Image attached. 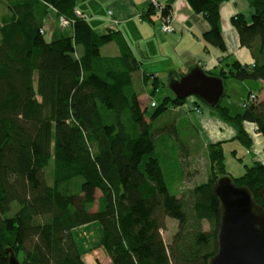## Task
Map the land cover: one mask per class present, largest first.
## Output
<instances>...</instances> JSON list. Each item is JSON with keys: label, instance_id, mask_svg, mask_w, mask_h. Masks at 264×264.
Returning <instances> with one entry per match:
<instances>
[{"label": "trees", "instance_id": "16d2710c", "mask_svg": "<svg viewBox=\"0 0 264 264\" xmlns=\"http://www.w3.org/2000/svg\"><path fill=\"white\" fill-rule=\"evenodd\" d=\"M228 1L187 0L209 22L203 39L225 54L224 61L233 56L221 24ZM248 1L251 16L239 14L232 23L253 61L235 60L227 63L228 71L211 72L225 87L229 79L264 83V0ZM0 3V264H9V250L22 264H85L76 233L93 224L102 228L101 247L110 264H208L218 251L221 220L214 187L229 175L225 141L208 146V181L179 197L180 164L190 147L180 136L174 142L180 147L168 145L179 157H172L178 172L169 180L157 152L165 135L151 130L156 118L187 98L173 94L151 114L142 111L134 88L139 69L129 45L114 30L97 33L90 14L76 19L74 35L49 41L47 21L52 15L74 20L78 0ZM158 10L162 24L174 21L168 6ZM110 42L121 48L119 58L102 55ZM222 100L214 108L202 99L197 104L218 113L247 147L250 124L264 135V99L240 114H231ZM245 171L230 176L233 183L250 189L264 206V166L256 161ZM167 218L179 225L169 246L161 232Z\"/></svg>", "mask_w": 264, "mask_h": 264}, {"label": "rangeland", "instance_id": "374dc122", "mask_svg": "<svg viewBox=\"0 0 264 264\" xmlns=\"http://www.w3.org/2000/svg\"><path fill=\"white\" fill-rule=\"evenodd\" d=\"M100 1L102 2V6L105 7H103L104 8L103 12L97 13V9H101ZM114 1L116 0H84L82 3L79 4V7L76 10V17L74 18V20L70 22L68 18L63 19L61 18V16H58V20H56L55 16L52 15L48 24L50 30L48 32L47 38L49 41H53L60 38L61 35L67 36L71 33L74 35L75 27H76V19H80L81 17L87 19L86 17L83 16L89 14L93 18L96 17L100 18L105 13L106 16L104 18L107 20L106 23H108L109 26L105 30H109V31L114 30L116 32H119V34L123 37V39L127 42V44L129 43L128 45L136 61V67L137 69H139V71L137 70V72L134 75V81H135L134 88L138 95L140 106L142 108L141 110L147 112L149 115L155 110L157 105L162 103L165 97H169V96L171 97L173 96L174 93L170 88L169 79L165 78L160 81V79L157 80V78L149 77L146 72H143L142 69H145V66L147 67L150 65L149 60L147 59L148 64L146 63L147 64L146 65L145 61L139 57L141 53L140 50L142 49H139L138 47L142 46V44H140V46H137L136 44L135 46H131L129 39L125 37L126 33L124 29L121 27L122 23L120 21L122 20L119 19L120 16L118 18L114 17L115 8L118 9V5H116L117 3H114ZM149 2L150 5H155L157 7L155 6L154 8L150 7V9L146 11V13L144 11V13L138 14V18H140L139 20L147 21L145 18H149L150 20L154 19L157 21L158 19L159 20L158 23H160L161 31L163 32H172L173 30L177 31V28L173 22H169V24H162L161 22L162 15L158 9L164 10L166 6L161 4L158 0H149ZM85 5L95 9H91L90 13L88 14L87 12L82 11L83 10L82 6ZM124 5L127 6V4ZM3 8H4L3 3H0V14L3 11ZM169 9H170V17H173L172 9L171 8ZM106 12H108V14H106ZM78 15H80L81 17L79 18ZM223 24H224V28H227L230 25V20L227 21L225 20ZM97 33H100L99 30H97ZM80 51L81 49L79 48V52ZM121 54H122L121 48L114 42H110L109 44H106V46H104L102 49V55L106 57L119 58ZM239 59L242 58L237 54H233V56L231 58H228L226 61H224V59L223 60L221 59L218 69L228 70L227 63H232L235 60H239ZM176 80H180V77L177 78ZM156 81H158L157 84ZM225 88L227 90V96L224 97V99L222 100V104L223 106H228L230 108L231 114L243 113L246 110V108H248V105L254 106L255 104H258L264 99L263 97L264 84L262 83L261 80L239 81L235 79H229L226 82ZM143 95H147V97L144 99ZM194 97L200 99L196 96H190L187 98V100L192 99ZM187 100L185 101V103L187 102ZM153 101L157 102L155 108H153L152 106ZM147 102L148 104H146ZM174 110L175 107L170 106V108L162 116L156 118V122H154V126H153L155 135L158 136L165 135V138H162V141L164 143L158 144L160 148L159 149L157 148L158 150L157 152L160 155V161L161 164L163 165L164 171L167 174H171L168 175L169 180L176 179L178 171L176 165L173 164L174 158L176 157V149L170 148L168 147V145L172 144L180 147L178 143H174L176 142L175 141L176 133L174 131V127L172 126V123L175 121L176 116H171ZM212 110L206 106L203 108L197 106L195 111L196 112L198 111V113L200 114H204L207 112L211 115H215L217 116V118H212V120L217 121V125L221 124L225 126L226 123L220 118L218 113ZM176 112H178L181 115H186V117H189V114H191V111L186 110L185 108L182 107ZM147 118L149 119V117ZM255 126L250 124V127H252V129L254 130L253 132L251 131L252 139L251 137H249L251 139V145H249L248 147L243 145L240 141L239 142L242 145H233V144L230 145V143L223 145L224 153H225V164L227 167V171L229 172V175L227 176L228 178H231L232 176L241 177L246 172L245 168L247 166H251L255 164L256 161L260 162L264 166L263 153L261 156L257 151L259 148L257 144L260 143L261 145H264V135L259 131L257 127L256 129ZM177 129L183 143L188 147H190V151L188 153H185L188 155L185 158H182V162L180 164L181 168L184 169V178L182 180V184L179 186L180 194L178 195L179 197L183 198L184 194L186 195V193H188L190 189H193L196 186L207 182L209 179V173L211 171H210V161L208 159V146L210 143L205 142L204 145H201V141L206 137L205 133L199 132V134L196 133L192 134L191 128L189 127V124L186 119H180ZM234 132L236 133V131ZM194 135L198 138L194 139V142L196 144L192 145L191 138ZM233 140H238V139H233ZM158 142L159 140L156 141V143ZM173 156L174 158L172 159ZM176 158L179 159V157ZM238 159H241V161ZM223 178L226 177H222L221 179ZM97 192L99 196L100 192L99 191ZM165 224L166 226L161 232L166 245L169 246L172 243L173 236L178 231L179 225L177 220L171 218H167ZM203 229L205 231L211 230V225L208 221L203 222ZM76 235L77 237L79 235L82 239V241H80V244L84 251L83 260L85 264H109L111 260L106 257V254L101 247V237H102L101 226L93 224L90 226L79 228L77 229Z\"/></svg>", "mask_w": 264, "mask_h": 264}, {"label": "crops", "instance_id": "0c3cea01", "mask_svg": "<svg viewBox=\"0 0 264 264\" xmlns=\"http://www.w3.org/2000/svg\"><path fill=\"white\" fill-rule=\"evenodd\" d=\"M83 1L78 0V7ZM158 1L172 9L173 23L177 28V31L172 34L162 33L158 19L157 21L154 19L150 20L149 18H145L147 21L139 20L138 14H142L144 11L146 13L150 9L149 0L114 1L118 5V9L115 8L114 17L118 18L120 16L119 19L122 20L120 21L122 23L121 27L126 33L125 37L129 39L131 46H135V44L140 46L142 44V46L138 47L142 49L140 50L139 57L145 61V64H148L147 59L149 60L150 65L145 66V69H142L143 72H146L149 77L160 79V81L167 78L169 82L171 79L181 78V76L189 73L196 66H199L208 74L218 72L219 63L225 54L223 55L218 48L204 41L203 35L210 28L207 19L203 15L194 12L187 0ZM124 4H127L128 7ZM103 7L105 6H102L101 2V9H97V13L103 12ZM82 9V11L89 14L90 10L95 8L85 5L82 6ZM252 12L248 0H229L221 8L222 32L229 51L227 52L239 55L242 58L239 61L246 63H251L253 57L250 51L240 47L238 34L233 26L232 18L239 14L250 17ZM105 16V13L100 18H93L91 16L89 20L93 28L98 29L101 34L106 32L105 29L109 27L108 23H106L107 20L104 18ZM225 20H230V25L227 28H224L223 23ZM47 22L49 24V21ZM143 96L144 99L147 97V95ZM197 103L198 99L194 97L188 99L184 105L175 107L171 116H176L175 121L172 123L176 136H179L177 126L180 119H186L192 134L205 133L206 137L201 141V145H204L205 142L216 143L220 141H225V144L230 143V145H242L239 140H233L236 133L228 125H217V121L212 120V118H217V116L207 112L204 114L196 112L194 107L198 105L200 108L204 107L200 103ZM181 107L191 111L189 117L176 112ZM197 138L195 135L192 136V145L196 144L194 139Z\"/></svg>", "mask_w": 264, "mask_h": 264}, {"label": "water", "instance_id": "95a60500", "mask_svg": "<svg viewBox=\"0 0 264 264\" xmlns=\"http://www.w3.org/2000/svg\"><path fill=\"white\" fill-rule=\"evenodd\" d=\"M170 88L176 97L202 99L214 108L225 96L221 77L208 74L196 66L180 80L171 79ZM220 200L218 251L208 264H264V206L253 198L250 189L236 186L231 178H223L214 187ZM264 203V188L260 192ZM9 264H22L9 250Z\"/></svg>", "mask_w": 264, "mask_h": 264}, {"label": "bare ground", "instance_id": "6f19581e", "mask_svg": "<svg viewBox=\"0 0 264 264\" xmlns=\"http://www.w3.org/2000/svg\"><path fill=\"white\" fill-rule=\"evenodd\" d=\"M259 103H260V102H259ZM259 103H258V104H259ZM258 104H255V105H258ZM255 105H254V106H255ZM151 132L154 133V129L151 130ZM252 132H253V131H252ZM229 135H230V134H229ZM255 140H256V138H255ZM257 146L259 147L258 150H257L258 153H259L261 156H262V153H263V156H264V151H263L264 145H261V144L259 143V144H257Z\"/></svg>", "mask_w": 264, "mask_h": 264}, {"label": "built area", "instance_id": "2783aa9c", "mask_svg": "<svg viewBox=\"0 0 264 264\" xmlns=\"http://www.w3.org/2000/svg\"><path fill=\"white\" fill-rule=\"evenodd\" d=\"M81 12V11H80ZM82 13V12H81ZM79 17H81L80 15H78ZM83 17H86V18H88V16L87 15H84ZM166 28V27H165ZM257 99V98H256ZM156 105V103L155 102H153L152 103V106H155ZM248 105V104H247ZM249 106V105H248ZM257 129V128H256Z\"/></svg>", "mask_w": 264, "mask_h": 264}]
</instances>
